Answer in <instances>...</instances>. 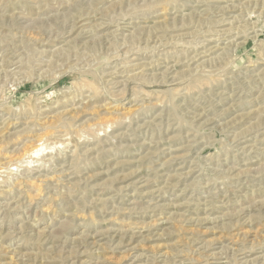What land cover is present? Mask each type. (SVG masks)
<instances>
[{
	"label": "rangeland",
	"instance_id": "1",
	"mask_svg": "<svg viewBox=\"0 0 264 264\" xmlns=\"http://www.w3.org/2000/svg\"><path fill=\"white\" fill-rule=\"evenodd\" d=\"M0 264H264V0H0Z\"/></svg>",
	"mask_w": 264,
	"mask_h": 264
},
{
	"label": "bare ground",
	"instance_id": "2",
	"mask_svg": "<svg viewBox=\"0 0 264 264\" xmlns=\"http://www.w3.org/2000/svg\"><path fill=\"white\" fill-rule=\"evenodd\" d=\"M43 148H45V147H39V148H36V149L32 150L31 153H30V157L35 158V157L39 156L40 153L43 151Z\"/></svg>",
	"mask_w": 264,
	"mask_h": 264
}]
</instances>
